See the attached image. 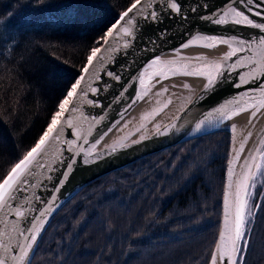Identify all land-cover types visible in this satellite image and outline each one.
I'll use <instances>...</instances> for the list:
<instances>
[{"label":"water","instance_id":"95a60500","mask_svg":"<svg viewBox=\"0 0 264 264\" xmlns=\"http://www.w3.org/2000/svg\"><path fill=\"white\" fill-rule=\"evenodd\" d=\"M150 2L152 8L146 3L144 14H130L131 26L124 24L131 36L121 34L107 45L102 40L98 58L91 65L87 61V73L82 69L78 77L84 79L69 105L72 110L61 116L72 127L63 124L59 139L49 144L0 206V259L5 264H20L13 257H20L29 244L22 264H31L56 213L95 179L177 143L221 131L229 133V150L219 229L207 264L214 255L217 264H231L227 256L219 257L217 245L230 248V241L220 237L226 213L229 222L234 219L237 193L247 200V208L244 237L236 242L243 251L232 259L244 263L247 224L255 219L264 196L263 189L253 207L261 168L256 165H262L264 155V109L253 116L255 108L248 107L264 100V45L259 43L264 30L234 20L239 11L264 24V15L255 14L264 8L257 9L256 0H179L182 12L177 14L164 7V0ZM151 10L163 13L161 23L145 19ZM221 18L227 23L215 22ZM233 50L236 54L230 55ZM215 62L222 68L211 86L205 87V76L186 74ZM240 107L248 110L233 116Z\"/></svg>","mask_w":264,"mask_h":264},{"label":"trees","instance_id":"16d2710c","mask_svg":"<svg viewBox=\"0 0 264 264\" xmlns=\"http://www.w3.org/2000/svg\"><path fill=\"white\" fill-rule=\"evenodd\" d=\"M133 1L0 0V177L44 134ZM229 139L221 131L183 141L95 179L56 213L31 264H207ZM263 207L264 196L249 243L264 250Z\"/></svg>","mask_w":264,"mask_h":264},{"label":"snow or ice","instance_id":"6c2138e0","mask_svg":"<svg viewBox=\"0 0 264 264\" xmlns=\"http://www.w3.org/2000/svg\"><path fill=\"white\" fill-rule=\"evenodd\" d=\"M248 4H252L254 0H246ZM147 3V7L149 9L152 8L150 0H136L135 3L131 4V7L127 9L116 21V23L112 24L111 27L108 28L106 34L102 39L104 40V44L109 43V39H115L117 36L123 34V36H131L132 32L129 30V27H124V24H128L131 26V19L129 16L134 11H141L142 14L144 10V5ZM164 7H166L170 12H174L180 14L182 12L181 5L179 4V0H164ZM257 9L264 8V0H256ZM249 11H252L249 8ZM257 16L264 15V12L256 11ZM161 15L163 13L158 10L147 11L145 15V19L151 21L153 23H161ZM235 16L237 19L234 20L236 24H247L254 28H258L264 30V24L254 23L252 19H250L247 15L242 12L236 11ZM217 24L227 23V20L221 18L215 21ZM215 43V42H214ZM220 43L227 44L228 41L221 40ZM261 45H264V40L259 42ZM101 51L100 48H94L92 50V54L88 56L89 65H91L94 59H97V53ZM236 52L233 50L230 55H235ZM227 59V56L225 57ZM232 67H235L233 65ZM222 64L219 62H215L209 65H205L204 68L197 69L195 73H186V74H195L199 76H205L207 78V85L205 87L211 86L215 80V76L219 75L221 72ZM83 71L87 73L88 67H84ZM161 73H154V75H159ZM215 74V75H214ZM115 75V74H112ZM84 77H80L71 87V90L67 93V98L61 102L59 105L60 111L56 113L55 116L51 118V124L48 126V130L44 132V134L39 138V141L35 144V147L31 148L19 162L11 168V170L7 173L6 177H0L2 183H0V206H4L7 203V200L11 198L12 192L19 186L20 183L23 182V177L30 170L31 165L37 160L39 156H41L49 144L55 140L59 139L60 131L62 130L63 124H67L69 128L72 127V123L70 120L65 119L61 120V116L65 112H69L72 109L69 108V105L73 104V99L76 97L78 93V88ZM151 79V77H149ZM82 91V89H81ZM262 95H264V90H262ZM248 107L255 108L256 111L252 113L255 116L256 112L260 109H264V100L259 101L257 104L249 105ZM248 107H240L237 111L232 113L233 116L239 115L248 110ZM262 159H264V155H262ZM256 167L259 169L261 167L260 164H257ZM248 179V176L245 177V180ZM244 181L241 182L240 187L243 189ZM247 208V200L240 198V194L237 193V203H236V211L234 219L229 222L228 213H226L225 218V232L221 234V241L223 242L225 239L230 241V248H225L223 243L217 245V252L220 258H227L231 261V264H238L237 260L232 259V256L242 253V248L236 247V242L240 241L244 237V233L241 231L242 226L245 224V212ZM18 216H22V212H17ZM33 241L35 237L31 238ZM31 248V245H27L21 253L20 257H13V259H17L20 264H22L25 257L28 256V249ZM0 264H5V261L0 259ZM211 264H217V256L214 255L212 257Z\"/></svg>","mask_w":264,"mask_h":264},{"label":"rangeland","instance_id":"374dc122","mask_svg":"<svg viewBox=\"0 0 264 264\" xmlns=\"http://www.w3.org/2000/svg\"><path fill=\"white\" fill-rule=\"evenodd\" d=\"M263 186H264V161H263L262 167L260 169V172L258 174V177L256 179V183H255V193H254V199H253L254 202H255L256 197L261 192ZM262 216L264 218V207H263ZM252 223H253V219H250L249 222H248V228H247L246 236H247V234H249V236H250V230H251V227H252ZM252 242L247 245L248 246L247 247L248 256L253 254V260L255 261L254 264H261L262 261L260 259L262 258V256H264L263 255L264 254V252H263L264 250L262 249V246L258 242V240L255 239V241H252ZM244 244H245V239L243 241L242 247L244 246ZM253 260L250 261L249 264H252Z\"/></svg>","mask_w":264,"mask_h":264}]
</instances>
